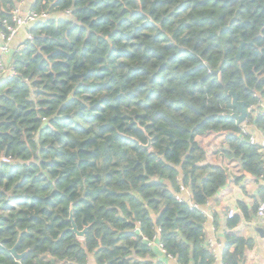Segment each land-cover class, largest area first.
Returning a JSON list of instances; mask_svg holds the SVG:
<instances>
[{"label": "trees", "instance_id": "obj_1", "mask_svg": "<svg viewBox=\"0 0 264 264\" xmlns=\"http://www.w3.org/2000/svg\"><path fill=\"white\" fill-rule=\"evenodd\" d=\"M19 2L0 0V21ZM27 9L48 15L27 26L0 77V155L12 159L0 163V264H167L148 244L154 235L176 264H216L202 207L230 172L205 161L197 138L223 133V155L262 174L242 124L264 135V0H32ZM214 71L245 103L242 124ZM180 185L188 201L176 198ZM259 201L262 187L226 226L249 220ZM252 245L227 234L221 264H240Z\"/></svg>", "mask_w": 264, "mask_h": 264}, {"label": "crops", "instance_id": "obj_2", "mask_svg": "<svg viewBox=\"0 0 264 264\" xmlns=\"http://www.w3.org/2000/svg\"><path fill=\"white\" fill-rule=\"evenodd\" d=\"M31 1L32 0H25L22 9L25 10L29 8ZM26 35L27 26L21 27L17 31L10 42V52L3 57L5 63L9 62L12 52L18 50V47L26 38ZM246 126L250 134L254 135L256 140H261L264 137L262 132L253 124H247ZM209 138V134H207L198 137L197 140L207 143ZM203 150L206 153L207 160V155L211 153L208 151L209 149L203 148ZM210 158L212 160L209 162L207 161L208 163L227 167L230 172V180H228L226 185L223 186L216 195L209 197L206 204L202 207V211L205 215V221L203 223L205 242L218 241L223 246L227 234H235L251 239L253 245L245 249L244 257L241 261L242 264H264V236H261L256 230L257 227L264 229V226L258 223L255 213H252V217L249 220L241 216L238 224L232 228L226 226L227 219L231 218L228 217V212L232 210L234 215L240 214L238 207L239 201L244 202L250 207L255 200H259L260 189L261 187L264 189V184L259 178L255 180L252 176L246 173L243 174L236 159L226 158L222 152H220L219 155L212 153ZM262 158L264 159L263 155ZM235 176H238L239 180H235ZM157 259L164 260L167 264H176L174 259L164 257L159 251ZM88 264H95V262L93 259H90ZM216 264H218L217 261Z\"/></svg>", "mask_w": 264, "mask_h": 264}, {"label": "built area", "instance_id": "obj_3", "mask_svg": "<svg viewBox=\"0 0 264 264\" xmlns=\"http://www.w3.org/2000/svg\"><path fill=\"white\" fill-rule=\"evenodd\" d=\"M25 0H20V2L18 3V5L13 8V10L11 11L10 17L9 19H2L0 22L4 27V30H0V77L3 74L4 71V61H3V57L5 54H7L8 52H10V42L12 41V39L14 38V36L16 35L17 31L21 28V27H25L28 26L30 24H32L33 22H35L38 19H44L47 17V13L46 12H35L33 10L30 9H22V5L24 3ZM28 37L30 38V35L28 34ZM242 132L243 133H247L248 129L247 126L243 123L242 124ZM249 142L252 144L257 145V147L259 148V151L262 153V155L264 156V137L261 140H256V138L254 137V135L249 134ZM11 158L9 156H5V155H0V163H10L11 162ZM260 181L264 184V170L262 172V174L259 177ZM178 194L176 196V198L178 200H186L188 201L190 198V191L186 186L180 185L179 186V190H178ZM192 207H198L196 204H192ZM234 215V212L232 210H230L228 212V217H232ZM255 216L256 219L258 220V223L261 226H264V201H261L257 204L256 210H255ZM157 235H154L152 237V239L148 240V244L154 246L156 245V247L161 250L162 253H164L165 251L162 248V244L161 242H157ZM206 246L208 247V249L212 252L215 261L218 262V264H221V249H222V244L219 243L218 241H207ZM168 259H173V257L171 255H167Z\"/></svg>", "mask_w": 264, "mask_h": 264}, {"label": "water", "instance_id": "obj_4", "mask_svg": "<svg viewBox=\"0 0 264 264\" xmlns=\"http://www.w3.org/2000/svg\"><path fill=\"white\" fill-rule=\"evenodd\" d=\"M241 46H242V44L239 46L238 52L236 54V59L237 60L240 58ZM213 73L216 74L218 72L214 71ZM218 80H219V82L222 84V86L224 88V95L226 97H230L231 105L235 109V111L233 113L229 114V117L235 119L237 124H242L244 122V120H245V117H246L245 103L243 101H240L233 91H230V90L227 89V87L224 85V83L222 81L220 73H218ZM144 147L148 148L149 147V143L144 145ZM68 220L71 223L70 231L74 232L76 234V236H78L80 238L83 237L84 233L86 231V228H84L83 230H78L77 229V227H76V225L74 223V220L72 219V210L71 209H70V214H69ZM256 230L261 236H264V229L263 228L257 227ZM10 252L13 254V256L15 257L16 260H19L22 257V255H23V254H19V253L16 252L15 246L10 249ZM240 264H242V262Z\"/></svg>", "mask_w": 264, "mask_h": 264}, {"label": "rangeland", "instance_id": "obj_5", "mask_svg": "<svg viewBox=\"0 0 264 264\" xmlns=\"http://www.w3.org/2000/svg\"><path fill=\"white\" fill-rule=\"evenodd\" d=\"M9 62L8 63H5L4 62V71H3V74H7L10 69L9 67ZM209 140H207V143H203L201 141H199L200 145L202 146V148H206V149H209L208 151L211 153L209 155H207V160H206V153H205V161L209 162L211 161L212 159L210 158V156L213 154H220V152H222V149H223V138H224V134L223 133H218V132H211L209 133Z\"/></svg>", "mask_w": 264, "mask_h": 264}]
</instances>
